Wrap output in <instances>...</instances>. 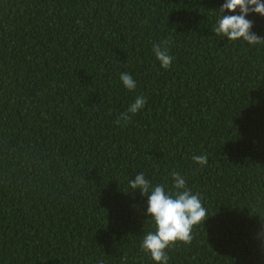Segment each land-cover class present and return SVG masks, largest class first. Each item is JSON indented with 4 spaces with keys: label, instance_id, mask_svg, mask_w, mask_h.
Segmentation results:
<instances>
[{
    "label": "trees",
    "instance_id": "trees-1",
    "mask_svg": "<svg viewBox=\"0 0 264 264\" xmlns=\"http://www.w3.org/2000/svg\"><path fill=\"white\" fill-rule=\"evenodd\" d=\"M224 2L0 0V264H158L129 181L173 171L208 216L167 264H264V44L214 33Z\"/></svg>",
    "mask_w": 264,
    "mask_h": 264
},
{
    "label": "clouds",
    "instance_id": "clouds-1",
    "mask_svg": "<svg viewBox=\"0 0 264 264\" xmlns=\"http://www.w3.org/2000/svg\"><path fill=\"white\" fill-rule=\"evenodd\" d=\"M237 10L238 14H224L226 11L236 13ZM219 12L221 15L213 29L217 36L222 35L232 41L242 38L250 45L264 44V37L252 31L254 21L246 18L249 14L264 16V0H225ZM168 44L169 41L165 40L152 46L156 59L164 69H168L174 59L169 55ZM120 79L128 90L136 88V81L129 73L122 72ZM145 104L146 98L137 96L127 112L121 113L116 122L120 123L121 118L126 122L129 119L128 113L135 114ZM193 160L201 166L208 163L206 155L193 156ZM171 175L175 191H165L162 184L153 186L142 172L129 181L132 190L138 188L141 195L148 197L147 213L154 219L156 230L144 236L141 249L150 253L151 258L158 264H167L169 256L166 249L177 241L191 243L193 226L203 223L208 216L198 194H193L187 187L185 178L176 171Z\"/></svg>",
    "mask_w": 264,
    "mask_h": 264
}]
</instances>
